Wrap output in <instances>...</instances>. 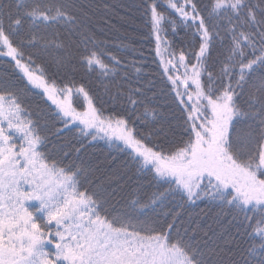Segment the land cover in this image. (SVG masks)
<instances>
[{
	"label": "snow or ice",
	"instance_id": "6c2138e0",
	"mask_svg": "<svg viewBox=\"0 0 264 264\" xmlns=\"http://www.w3.org/2000/svg\"><path fill=\"white\" fill-rule=\"evenodd\" d=\"M0 264H264V0H0Z\"/></svg>",
	"mask_w": 264,
	"mask_h": 264
},
{
	"label": "trees",
	"instance_id": "16d2710c",
	"mask_svg": "<svg viewBox=\"0 0 264 264\" xmlns=\"http://www.w3.org/2000/svg\"><path fill=\"white\" fill-rule=\"evenodd\" d=\"M112 2H115V0H112Z\"/></svg>",
	"mask_w": 264,
	"mask_h": 264
}]
</instances>
